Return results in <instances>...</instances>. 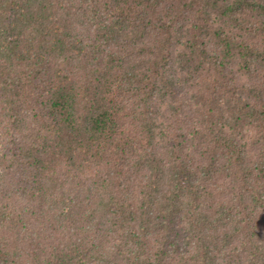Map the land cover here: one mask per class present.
Listing matches in <instances>:
<instances>
[{"label": "trees", "instance_id": "trees-1", "mask_svg": "<svg viewBox=\"0 0 264 264\" xmlns=\"http://www.w3.org/2000/svg\"><path fill=\"white\" fill-rule=\"evenodd\" d=\"M0 264H264V0H0Z\"/></svg>", "mask_w": 264, "mask_h": 264}]
</instances>
